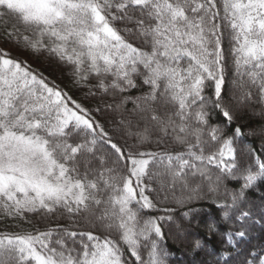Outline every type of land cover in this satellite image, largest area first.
<instances>
[{"label":"snow or ice","instance_id":"6c2138e0","mask_svg":"<svg viewBox=\"0 0 264 264\" xmlns=\"http://www.w3.org/2000/svg\"><path fill=\"white\" fill-rule=\"evenodd\" d=\"M0 43L48 52L89 95H119L143 121L135 131L129 122L135 144L114 141L92 111L0 47V220L31 226L0 232V264H165L161 222L171 217L142 213L165 188L179 185L188 202L205 183L230 197L218 204L225 219L242 222L225 233L236 251L224 264H264V246L240 247L264 221V203L254 213L245 197L264 180V151L238 156L241 128L227 135L208 111L233 121L222 96L229 62L238 99L264 106V0H0ZM225 179L242 183L230 190Z\"/></svg>","mask_w":264,"mask_h":264},{"label":"trees","instance_id":"16d2710c","mask_svg":"<svg viewBox=\"0 0 264 264\" xmlns=\"http://www.w3.org/2000/svg\"><path fill=\"white\" fill-rule=\"evenodd\" d=\"M0 47L5 48L12 58L26 61L34 71L43 74L49 81H54L73 99L92 111L93 116L104 125L105 130L109 132L114 141L126 145L135 144V137L128 134L129 122L132 131H135V125L139 123L143 126V121L140 120L138 114L133 113L134 104L132 102L122 104L121 96L111 93L89 95L87 88L78 87L73 82L71 67L61 63L48 52L34 53L11 43H0ZM225 47L227 48V43H225ZM234 79L231 62H229L225 72L222 96L223 102L233 115L232 123L228 125L220 112L209 106V124L220 125L227 135H231L235 127L241 128L242 136L234 142L238 156L246 152L249 147L255 148L258 152L264 151V106L259 104L255 98L247 102L240 101L238 99L240 91L235 88ZM92 82L94 83V81ZM137 83H140L139 80ZM146 90V87L141 85L129 90L124 96L137 97ZM205 94H212L211 86L206 89ZM121 121L124 123L122 124ZM148 147L153 146L149 145ZM101 148L103 151H108L105 146H101ZM212 171L214 179L218 173L215 169ZM241 183L242 181L224 180V184L230 190L239 189ZM153 186L156 187L155 184ZM222 191L223 186L221 187ZM165 196H167V200L164 199ZM180 196L179 185L174 190L165 188L159 193L157 209L146 210L142 213L145 217L161 215L171 217L170 220L161 222L164 236L160 240L159 246L166 254L164 256L165 264H224L225 257L222 256V253L234 254L236 251L235 247L227 243L225 233L232 229L234 224V230H240L242 223L235 221L234 218L225 219V213L229 212V209L218 206L222 201L230 203V197L209 193L206 183L202 189L201 198L178 202ZM245 197L246 201L253 205L252 211L255 213L264 203V180L257 181L253 188L246 191ZM163 209L171 211L165 213ZM29 219L34 220V217H29ZM257 219H259L258 216ZM18 224H21L22 228L17 227ZM212 224L215 225V231L210 230L209 226ZM37 226L41 230L44 228L42 224ZM30 227L19 220L10 218L0 220V232H20ZM197 242L200 243V247L196 246ZM251 245L264 246V221L256 224L250 236L240 247L246 249ZM229 264H235V262L229 261Z\"/></svg>","mask_w":264,"mask_h":264}]
</instances>
